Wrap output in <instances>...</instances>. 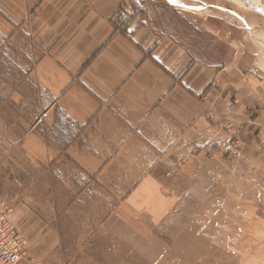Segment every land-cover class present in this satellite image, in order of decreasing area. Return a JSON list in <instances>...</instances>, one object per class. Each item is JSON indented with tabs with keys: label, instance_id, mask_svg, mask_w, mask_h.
Here are the masks:
<instances>
[{
	"label": "crops",
	"instance_id": "crops-1",
	"mask_svg": "<svg viewBox=\"0 0 264 264\" xmlns=\"http://www.w3.org/2000/svg\"><path fill=\"white\" fill-rule=\"evenodd\" d=\"M126 1L0 0V36L23 35L38 54L29 75L38 87L39 115L46 113L43 130L61 133L70 125L87 134L79 141L78 131H69L60 148L33 127L19 143L25 161L46 165L69 153L118 199L105 220L142 228L143 215L161 223L182 199L215 191L210 182L216 185L221 173L229 186L239 182L230 136L207 117L210 110L223 115L231 98L239 103L233 120L248 127L242 136L250 159L259 160L253 133L264 135V75L244 69L232 54L216 65L196 59L173 36L151 27L137 5L120 28L115 15L133 11ZM193 147L202 150L192 156ZM4 192L13 205L0 202L19 228L52 236L54 228L20 201L21 194Z\"/></svg>",
	"mask_w": 264,
	"mask_h": 264
},
{
	"label": "rangeland",
	"instance_id": "rangeland-1",
	"mask_svg": "<svg viewBox=\"0 0 264 264\" xmlns=\"http://www.w3.org/2000/svg\"><path fill=\"white\" fill-rule=\"evenodd\" d=\"M256 1L264 10V0ZM133 5L147 11L151 27L173 36L196 59L216 65L232 54L244 69L264 75L258 65L264 62V15L245 0L125 2L128 9ZM37 55L27 37L0 36V198L13 205L4 191L19 190L12 192L54 228L52 236L46 230L30 234L12 219L27 244V257L19 264H264V161L250 159L247 149L234 152L238 183L229 186L221 173L216 185L210 182L215 191L206 188L202 198L182 199L161 223L140 216L142 228L105 220L118 199L92 182L69 153L46 165L26 162L19 143L33 127L60 148L69 131L75 132L70 125L61 133L43 130L37 122L39 91L29 75ZM75 130L83 141L80 136L87 134ZM12 178L19 180L17 187Z\"/></svg>",
	"mask_w": 264,
	"mask_h": 264
},
{
	"label": "built area",
	"instance_id": "built-area-1",
	"mask_svg": "<svg viewBox=\"0 0 264 264\" xmlns=\"http://www.w3.org/2000/svg\"><path fill=\"white\" fill-rule=\"evenodd\" d=\"M237 107L236 100H228L222 108L223 115L217 116V112L210 110L207 117L213 122L214 127L220 131H224L230 136L229 151L232 153L243 154V150L247 148L242 134L248 128L247 125L236 123L233 120V112ZM46 113L42 112L38 117L37 122L42 123ZM255 148L258 155L264 161V136L259 132L253 133ZM202 150L201 148L193 147L190 149V155L194 156ZM234 153V154H235ZM214 151L205 154V158H210ZM236 155V154H235ZM237 156V155H236ZM182 160L176 161V167H181ZM173 172L168 171L166 175H171ZM26 241L20 231L10 218L9 211L0 202V264H19L26 259L27 251Z\"/></svg>",
	"mask_w": 264,
	"mask_h": 264
},
{
	"label": "trees",
	"instance_id": "trees-1",
	"mask_svg": "<svg viewBox=\"0 0 264 264\" xmlns=\"http://www.w3.org/2000/svg\"><path fill=\"white\" fill-rule=\"evenodd\" d=\"M136 5H133V11L131 13H127L125 11H119L114 18V23L119 26L120 28H125L128 23L130 22L133 12L136 11V7H134Z\"/></svg>",
	"mask_w": 264,
	"mask_h": 264
},
{
	"label": "water",
	"instance_id": "water-1",
	"mask_svg": "<svg viewBox=\"0 0 264 264\" xmlns=\"http://www.w3.org/2000/svg\"><path fill=\"white\" fill-rule=\"evenodd\" d=\"M248 3V6L256 11H258L259 13H261L262 15H264V10L263 8H261L260 6H258L256 3L253 2V0H245Z\"/></svg>",
	"mask_w": 264,
	"mask_h": 264
},
{
	"label": "bare ground",
	"instance_id": "bare-ground-1",
	"mask_svg": "<svg viewBox=\"0 0 264 264\" xmlns=\"http://www.w3.org/2000/svg\"><path fill=\"white\" fill-rule=\"evenodd\" d=\"M253 1H256V0H253ZM257 3H259L258 1H256ZM255 2V3H256ZM262 39H263V37H262ZM264 40V39H263ZM258 65H259V67L262 69V70H264V62L262 61V60H260V63H258Z\"/></svg>",
	"mask_w": 264,
	"mask_h": 264
},
{
	"label": "snow or ice",
	"instance_id": "snow-or-ice-1",
	"mask_svg": "<svg viewBox=\"0 0 264 264\" xmlns=\"http://www.w3.org/2000/svg\"><path fill=\"white\" fill-rule=\"evenodd\" d=\"M170 2H175V0H170Z\"/></svg>",
	"mask_w": 264,
	"mask_h": 264
}]
</instances>
